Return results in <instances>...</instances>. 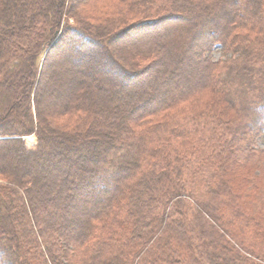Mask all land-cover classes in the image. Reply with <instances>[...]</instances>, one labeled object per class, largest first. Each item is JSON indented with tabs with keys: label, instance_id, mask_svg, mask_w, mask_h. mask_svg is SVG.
<instances>
[{
	"label": "trees",
	"instance_id": "1",
	"mask_svg": "<svg viewBox=\"0 0 264 264\" xmlns=\"http://www.w3.org/2000/svg\"><path fill=\"white\" fill-rule=\"evenodd\" d=\"M101 1L0 0V264H264V0Z\"/></svg>",
	"mask_w": 264,
	"mask_h": 264
},
{
	"label": "rangeland",
	"instance_id": "2",
	"mask_svg": "<svg viewBox=\"0 0 264 264\" xmlns=\"http://www.w3.org/2000/svg\"><path fill=\"white\" fill-rule=\"evenodd\" d=\"M109 1L108 0H106V1H101V2H99L98 4H95L96 6H97V10L99 9V8H101V6L103 5V4H107ZM104 6V5H103ZM111 6V5H110ZM109 6V7H110ZM91 8H93L94 9V5H93V3L92 4H88L87 6H86V8H85V10L86 11H90V10H92ZM109 12H110V9L108 10ZM58 57V55H56L55 57H54V59H53V62L51 63V67H55V68H57L58 66H55L54 64L56 63L55 61H56V58ZM213 57L215 58V59H218L219 57H220V53L218 52V51H215L214 53H213ZM46 83L45 82H43V85H45ZM47 84H51V82L50 83H47ZM57 94L58 95H61L62 94V91L60 92V91H57ZM58 95H57V97H58ZM52 99H51V97H48V96H45L44 98H43V102H48V101H51ZM25 140H26V142L29 144V145H31V144H33L34 143V141H35V136H33V135H30V136H27L26 138H25ZM256 148H264V138H259V139H257V142H256ZM255 169H256V167H259V169H256V172H264V160H262V161H260V162H258V161H256L255 162ZM264 174V173H263Z\"/></svg>",
	"mask_w": 264,
	"mask_h": 264
}]
</instances>
